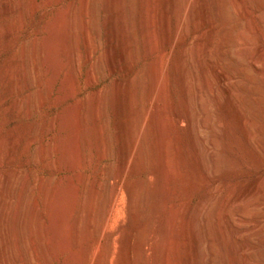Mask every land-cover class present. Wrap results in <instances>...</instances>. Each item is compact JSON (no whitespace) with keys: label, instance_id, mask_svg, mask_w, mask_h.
Returning <instances> with one entry per match:
<instances>
[{"label":"bare ground","instance_id":"bare-ground-1","mask_svg":"<svg viewBox=\"0 0 264 264\" xmlns=\"http://www.w3.org/2000/svg\"><path fill=\"white\" fill-rule=\"evenodd\" d=\"M180 1H166L167 6L175 2L178 7V10L175 9L178 13L173 29L169 15L164 13V17L168 18L165 25L159 23L162 17L150 14L149 6L152 5L147 0H142L137 17L144 59H152L151 64L158 67H153L158 79L172 64L182 90V98L177 105L171 100L167 112L164 111L168 113L166 120L153 115L155 123H158L155 131L157 167L151 171L149 180L155 177L163 187L172 179L181 177V173L175 171L176 168H171V161L176 157L179 162L182 160L180 156L185 145L189 148L199 176L211 181L221 177V171L225 168L223 148L230 136V122L233 121L239 129L238 140L242 148H246L250 132L254 134L258 129L255 122L257 111H251V115L249 113L250 109L254 110L255 103L249 98L246 80L250 36L245 31L244 22L228 25L227 21L234 11L256 31L258 14L255 13L260 10L258 0H253V5L246 0H215L218 5L215 15L209 0ZM29 2L31 8L36 7V0ZM0 4L5 11L14 13L20 2L0 0ZM102 14L105 36L100 29ZM129 15L124 0H80L78 4H66L58 12L52 26H49L52 27V35L44 44L40 43L37 35L28 42L16 39L11 55L3 64L0 80L8 86L10 96L16 97L12 99V109L25 107L29 112L33 94L40 107L52 98L51 105L56 109L49 127L59 134V138L42 145L39 158H51L52 167L61 161L71 173L68 185L57 193V199L54 198L57 200V219L53 225L56 242L60 249L69 252L64 263L101 264L109 262L108 259L115 257V252L119 250L116 255L119 264H147V256L149 259L154 257L152 260L156 261L155 264H170L169 253L173 251L177 252L173 255L178 254L177 247L182 243L188 248L189 255L186 254L191 264H260L262 251H254V258H249L248 252L255 247L252 235L262 228V216L257 209L253 208V211L252 207H247L248 204L246 206V192L243 191L236 193L230 200L231 196H216L214 190L208 188L192 209L171 206L166 213L165 207L162 211V232L156 236L149 231L150 193L147 192L151 185L147 180H142L137 186L130 183L126 185V179L140 165L144 167L140 170L147 169L148 151L144 148L143 132L150 112L160 106L158 91L161 82L155 85L152 82L154 87L150 109L148 113H143L139 107L136 71L139 46ZM11 22L7 33L3 28L7 36L16 35L23 27L18 16H14ZM4 33L0 32V46ZM46 51L50 56L42 61ZM106 63L110 76L121 71L122 78L115 77L106 84V77L102 75ZM173 131L175 137L172 136ZM114 132L120 147L116 174L111 173L110 163L104 164L101 174L86 173L90 166L98 168L111 153ZM253 136L256 146L264 149L263 140L258 135ZM55 154L58 159H53ZM51 181L43 179L41 182L40 189L44 196L49 193ZM25 185L26 180L15 174L0 176V264H6V261L15 263L19 255L16 253V233L19 229L25 233V240L29 239L27 243L30 241L34 245L36 262L46 264L49 260L46 242L40 246L36 244V236L44 234L38 199L31 200V197L20 207ZM160 192L166 195L165 189L162 188ZM122 193L125 222L135 226L140 239L134 242L137 239L133 236L135 233L128 234V231L119 243L114 241L119 244L116 250V245L113 247L112 244L113 238L107 234V227ZM126 230L124 228L123 232ZM40 236V239L44 237ZM90 239L93 241L90 242ZM150 251L152 256L149 255Z\"/></svg>","mask_w":264,"mask_h":264},{"label":"rangeland","instance_id":"rangeland-1","mask_svg":"<svg viewBox=\"0 0 264 264\" xmlns=\"http://www.w3.org/2000/svg\"><path fill=\"white\" fill-rule=\"evenodd\" d=\"M159 1L158 0H149V1L147 0L149 5H152V6L154 5L153 6L154 9L152 6H149L150 10H151L149 12L152 15H156L158 18L162 17L160 19L161 22L159 21V23L160 24L164 23L165 25L167 24L166 22H167L168 18L164 17V13L166 15H169V18L171 17L170 18V23H171L170 26L173 29L175 26L176 15L178 13L177 12L178 7H177L176 3L173 2L172 4L167 6V2H166L167 0H159ZM209 1H210L211 11L212 12L214 11V15H215L217 12V9H218V5H217L215 0L214 1L209 0ZM18 2H20V5L14 11V13H10V12L5 11V9L0 4V6H1L0 10L4 9V10H2L4 12L3 14H2V11H0V27H1L0 32L1 33H4L5 30H6L5 32L7 33L8 29L12 23L11 21H12L14 16H18L19 17V23L20 22L23 23V27L20 29L19 33H17L16 35H11V36L8 35L7 36L6 33H4L5 36L3 35L4 40L2 41L1 46H0V79L2 78V74H3V72H2V70H3L2 68L4 67L3 64L5 63V60H7V58L12 53L11 49L14 45V40L18 39L21 42H24V41L28 42V40L30 41L31 38H33L37 35L36 37L39 38L40 43L44 44L46 39L49 36L51 37V35H52V33H51L52 27L49 28V26L50 25L52 26V22H54V19L56 18L60 9L69 3H71V4L77 3L78 4L80 2V0H39V1L36 0V7L35 8H31V4H30L29 0H18ZM124 2H125V8L127 10V13H128V15L130 14L129 15L130 23H131V21H133L132 22L133 26L131 24V27L134 29V30L132 29L133 33H136V37H137L136 39L138 40V41L137 40L136 41H137L138 46H139V62L137 64L136 71L139 72V73L137 72V76H138L137 83L139 85V101H140L139 107L142 109L143 113H148L147 111H148V109H150V100L152 97V91H153L154 85L157 82L158 83L161 82L159 88L160 89L162 88L161 90L159 89V91H158V93H159L158 98L160 99L159 100L160 106L156 109V111L150 112V118L148 119L146 126H145V131L143 132V136H144L143 138L145 139L144 140V148H145L146 152L148 151L147 152L148 157L146 155V166H145V168H147V169L146 170L141 169L142 170L141 171L140 168L141 167L144 168V167H143V165L142 166L140 165L138 167L139 169H137L134 173H131L127 177V179H129V181L126 179V185L129 183L132 185H136V184L138 185L141 183L142 180H147L149 186L151 185L150 186L151 188L149 187V191L147 192V194L150 193V194H148V196H149L148 198H150V201L148 200V203H150V207L148 206V208H150L148 210L149 211L148 215L150 214L149 216H150V220H151L149 223V225H150L149 227H151V228H149V231H151V233L153 232L154 233L153 235H156V234L158 235V234H160V232H162L161 228L164 227V224H163L164 222L162 219V213H163L162 211H163V209H166L165 207H167V209L165 210L166 213L168 211H170L171 206L173 208H175V207L176 208H178V207L182 208L183 207L184 209L185 208L186 209H192L200 201L199 199H202L204 194L211 188L214 190V194L216 196H219V195L220 196L226 195L228 197L231 196L229 198L230 200L234 198L236 193L243 191V192H246L245 193L246 197L244 199V203L246 204V206H247V204L249 205V206H247L248 208L251 209V207H252L251 210H253V211H255L254 209H257V212L262 216V221H263V222L261 221V227L262 228L259 229L256 233H253V235H252L255 247L252 249L253 252H252V250L248 252V256H249V258H254V256H253L254 251L260 250V251H262L261 254L262 253L263 254L261 255V257L259 259V263L264 264V217H263V214H264V188H263L264 187V149L263 148L260 149L256 146L255 136H253V135H258V137L260 139H262L263 143H264V0H258L257 1V4L259 3L258 5L260 7V10L257 11L258 13L257 12L255 13L256 15L258 14L257 15L258 17L256 16L257 17L256 18L257 24H258L256 31H254L252 29L250 23L248 24V22H245V20L242 19L239 16V14L234 12V11H232L230 16L227 18L228 25H233V24L236 25V24H239L241 21H242L241 23L244 22L243 25L245 27V31H246L247 35L249 34L248 37L250 36V38H248V41L249 40L250 41L248 42L249 43V49H248L249 54L247 56V63H246V67L248 68L247 69L248 70L247 71L248 76H246V78H247L246 80H247V84H248V88H249V98L252 102L255 103V107H254V110L250 109V112L249 111L248 112L251 115L252 112L257 111L258 115L255 117V122H256V126L258 127L259 130L258 129L255 130L254 134H253V132H250V134L247 138L246 148H242L240 145V142L238 140L239 139V137H238L239 129L237 128L236 124L233 121L230 122V124H231L230 125V136H229V139L224 144V148H223V153L225 155L224 157L226 158L224 167L226 169L223 168V170L221 171V175H220L221 177H219L218 179L213 178L211 180L212 182L206 181L203 177L199 176L200 174H198V171L194 168L195 166H193L194 163H193L191 155L189 154V150H188L189 148L187 145H185L184 146L185 149L183 148L181 156H180V159H182L183 161L181 160L182 162L181 161L179 162L178 157H176L175 159L173 158L171 161L172 162L171 165H173L171 168L173 170H175L174 168H176L175 171L178 172L179 174L181 173L180 174L181 177L176 178L177 180L172 179L170 181V183L164 187L160 186L159 183H157V180L155 177H152L149 180V175H150L151 171L155 170V168L157 167L156 166L157 165V151H156V143H155L156 139H157L156 138L157 134L155 131H156L158 123H155L156 121L154 120L153 117L157 116V118H160L161 120L162 119L166 120V118L168 117V113H166L167 112L166 110H167L169 102L172 100L177 105L179 100H181V98H182L181 84H180L178 75L175 72V69H174L172 64H170L168 66V68H167L168 70L165 71L166 73H164L163 77L160 76L161 79L160 78L158 79L157 75H155L156 73H154V72L156 70L153 67H156V68H158V67L154 64H151V63H153L152 59L149 58L148 60H145L143 57L141 29H140V27L138 25V21H137V17L139 14V8H140V4H141L142 0H124ZM153 2H155V3H153ZM158 2L160 3L159 5H158ZM213 2H215V3H213ZM246 2L249 3L250 5H253L252 2H254V1L253 0H246ZM37 3L38 4L40 3V4L37 5ZM178 3H181V1L178 0ZM160 5L162 7H160ZM158 6H159V8H158ZM175 9H177V10H175ZM102 13H104V10H102ZM8 14H10V15H8ZM103 15L104 14L101 15V19H100V26H101L100 29H101L103 36H105L106 27H105V24L103 22V18H102ZM5 16H7V17H5ZM4 27H5V30H3ZM50 30H51V32H50ZM83 49H84V47H82V50ZM257 52H259V54ZM44 54L45 55H42V61L49 58V56H50L49 52H47V51L44 52ZM254 54H255V56H254ZM251 57H254L255 59L251 58ZM255 60H257V61H255ZM107 65H108L107 63L104 64L103 71H102V75L106 77V80H105L106 84H109L113 79H115V77H117L118 79L122 78L123 73L121 71H119L115 76H110L109 75L110 69ZM144 69L146 70L147 73L145 72ZM147 69L149 70V72ZM104 73H106V75H104ZM152 73L154 75H152ZM143 76L148 77V78H144ZM155 77H157V78H155ZM152 82H153V84L154 83L155 84L153 85ZM151 85H152V87H151ZM6 86H7L6 83H4V82H2V80H0V176H4L7 174H15L18 177L24 178L26 180V185L24 188V195L22 196L23 199L21 202L22 205L20 207L22 208L23 205H25V203L28 202V199H31V197H32L31 200H33L35 198H36V200L38 199L37 202H38L39 209H40L39 211L41 213L42 223L44 224L43 225L44 226V232H43L44 234L42 233L43 235L40 236V234L38 233L39 235L36 236L38 238L36 241V244L37 245L39 244V246H40L41 243L46 242V246H47L46 247V253H48V255L46 254V256H48L47 258L50 260V261L48 260L46 264H65L64 262L66 261V258H68L69 252L66 250L63 251V249H60V247L57 245V242H56L57 238L55 236L56 233L54 232V226L53 225L55 224V221H56L55 218L57 219V216H56L57 213L55 214V212H56L55 204L57 203V200H55V199L58 198L57 193H59L60 190L61 191L64 190L65 187L68 185L67 182H69L68 178L70 177L71 173H70V171L67 170V168L65 167V165L61 161H58L55 164V166L52 167L50 165L51 158H46V159H40L39 158L40 147L42 145L49 144V142L50 141L52 142V140H58L57 138H59L58 137L59 134L56 133L55 131H52L51 128L49 127L51 120H52L53 116L55 115L56 109L54 108V106L51 105L53 102L52 98L49 99V101H47V103L43 107H40V105H37L34 94L32 96L33 100L31 102V108H30L29 112H27V109L25 107H21V108L18 107L19 109L18 108L12 109V103L16 97L10 96V93L8 91V86L7 87ZM22 96H24V95H22ZM4 99H6V100H4ZM12 99H14V100H12ZM2 100H3V102H2ZM2 104H3V106H2ZM6 107H8V108L6 109ZM164 111H166V112H164ZM153 113H155V114H153ZM249 128H250V126H249ZM260 128H261V130H260ZM251 131H253V130H251ZM172 136L175 137V131H173ZM129 137H131V132H130ZM112 140H113L112 145H114V146H112V151L110 153L111 155L109 154L108 157L103 161V163L98 168H96L95 166L88 167L86 170V173H88V174H95V173L101 174L102 170L104 168V164L110 163L109 166L112 164L111 165L112 167L110 166V168H109L111 173L114 175L116 174V172L118 171V166H119V160L118 159H120V153H119L120 147H119V143L117 141V136H116L115 132L113 133ZM252 140H254V141H252ZM47 141H48V143H47ZM174 141H175V138L172 139L173 146H174ZM173 146H172V148H173ZM253 147H255V148H253ZM256 147L258 150L256 149ZM109 156H110V158H109ZM54 158L58 159L59 157H58V155L55 154L53 156V159ZM175 160H177V161H175ZM183 162H185V163H183ZM178 163H180V164H178ZM176 165H178V166L176 167ZM181 167H183V170ZM187 167H189L190 169ZM183 172H186V173H183ZM192 173H194V174L192 175ZM43 179H47L49 181H50V179L52 180L51 185H50V189H49V193L47 195L48 197L44 196L43 193H41L40 186H41V182L43 181ZM189 179H191V180L189 181ZM191 181L194 183H192ZM259 181H261V182H259ZM260 184H261L262 188H261ZM162 188L165 189L166 195H162V193L160 192V191H162ZM120 198L118 200L117 205L115 206V209L113 210L111 219H110L108 227H107V229H108L107 234H110V236L113 238L112 244H113V247H114V245H116L115 246L116 250H118L119 244H117L115 242L118 241V243H119L120 239L123 238L124 236H126L123 234L128 233V231H129L128 234H130V233L134 234L135 233L133 236H135V239L136 238L137 239L134 240V242H137L140 239V237H139L140 235H138L139 233L136 231L137 229L135 228V226H133V224H132V226L130 225L131 226L130 227L129 226L130 223L128 224V222H125L126 221L125 217H124V210H125V203L124 202L125 201H124L123 193H122V195H120ZM165 203H166V205H165ZM255 207H257V208H255ZM21 208H20V211H21ZM54 215H55V217H54ZM158 216L161 219H159ZM152 219H154V220H152ZM122 220L124 222H122ZM109 225H110V227H109ZM118 227H121L122 230H121V228H118ZM128 227H130V228H128ZM109 228H111V229H109ZM116 228H117V230L119 229L120 231L119 230L116 231ZM124 228H125V230H126V228L128 230H126V232H123ZM180 228H179V230H180ZM113 230H114L115 234L113 233ZM133 230L135 232H133ZM117 232L119 235L116 234ZM112 233H113V235H112ZM120 233H121V235H120ZM24 235H25V233L22 232L21 229H19L17 231L16 240L19 243L17 242L16 253H17V255L18 254L19 255L17 256L15 263H10V262L6 261L7 262L6 264H38V262H36L37 259H36L35 255L33 254L34 253V245H32V243L30 241H29V243H27L29 239L25 240ZM39 236L40 237L44 236V237L40 239ZM116 236H119V238L117 239ZM115 237H116V240H114ZM91 240L93 241V239H90V242H92ZM175 245L177 246V244H175ZM185 247L186 246H184V244L182 245V243H180V245H178V247H177L178 254L173 255V253H177V252H173V251L171 253H169L170 254L169 255L170 256L169 257L170 264L171 263L172 264H191L190 260H189V256H188L189 254L187 252L188 248L187 247L185 248ZM55 248H57V249H55ZM148 248H149V246H148ZM53 250L56 254L53 252ZM60 250H62V251H60ZM148 252H149V250H148ZM186 252L188 255L186 254ZM118 253H119V250H118V252H115V255H114L115 257L111 258V260L108 259L109 262H105V263L103 262L101 264H109V263H111V264L116 263L117 264L119 262V261L117 262L118 258H116L117 257L116 255ZM151 253H152V251H150L149 255L152 256ZM249 253H251V254L253 253V254L251 255ZM180 254H181V256H180ZM185 254L187 256H185ZM152 258L154 259V257H152ZM152 258L149 259V257L147 256V259H146L147 264L148 263H150V264L156 263V261L152 260ZM181 258H182V260H181ZM114 260H116V262Z\"/></svg>","mask_w":264,"mask_h":264}]
</instances>
